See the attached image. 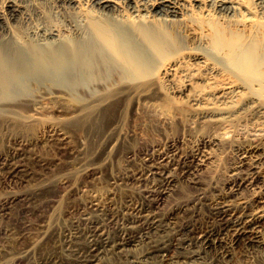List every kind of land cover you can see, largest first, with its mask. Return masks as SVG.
I'll use <instances>...</instances> for the list:
<instances>
[{"label": "bare ground", "instance_id": "6f19581e", "mask_svg": "<svg viewBox=\"0 0 264 264\" xmlns=\"http://www.w3.org/2000/svg\"><path fill=\"white\" fill-rule=\"evenodd\" d=\"M40 1L0 0V112L61 107L68 95L82 122H96L114 95H160L173 84V93L201 105L204 121L221 124L253 108L264 121V0H45L75 15L13 27L29 19V6L41 14ZM229 93L240 97L232 106ZM153 113L163 126L180 123L161 108ZM243 141L234 172L247 195L231 185L163 207L206 159L204 142L119 178L138 184V200L118 221L107 206L89 204L84 225L62 233L63 252L73 264H104L103 256L110 264H192L264 250V131Z\"/></svg>", "mask_w": 264, "mask_h": 264}, {"label": "rangeland", "instance_id": "374dc122", "mask_svg": "<svg viewBox=\"0 0 264 264\" xmlns=\"http://www.w3.org/2000/svg\"><path fill=\"white\" fill-rule=\"evenodd\" d=\"M40 4L43 16L29 6V19L13 27H36L50 19L63 24L66 17L75 15L74 9L54 8L50 1ZM172 85H166L160 95H114L96 122H82L77 117V100L68 95L61 107L45 103L39 109L0 112V264H73L60 246L61 237L74 224L84 225L81 217L89 204L107 206L118 221L127 203L138 200L139 189L134 182L119 184V178L159 157L190 155L204 142L206 159L189 178L175 183L164 196L163 207L231 185L237 187L238 197L247 195L242 176L234 172L238 146L248 135L264 131V121L254 108L221 124L204 121L201 105L193 106L183 95L173 93ZM236 95L227 94L232 101L227 106L239 100ZM155 108L177 116L178 126L161 125ZM236 255L222 263L192 264H264V250ZM111 260L103 256L101 261L110 264ZM177 264L190 263L180 259Z\"/></svg>", "mask_w": 264, "mask_h": 264}]
</instances>
